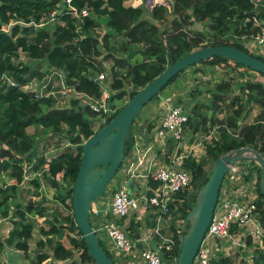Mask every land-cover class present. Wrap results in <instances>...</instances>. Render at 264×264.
Here are the masks:
<instances>
[{
	"label": "trees",
	"instance_id": "16d2710c",
	"mask_svg": "<svg viewBox=\"0 0 264 264\" xmlns=\"http://www.w3.org/2000/svg\"><path fill=\"white\" fill-rule=\"evenodd\" d=\"M61 1L0 0V75L10 73L18 82V86L5 87L0 93V174L8 176L9 181L0 186V216L8 218L13 215L16 218L11 233V239L16 240V243L10 239L3 240L0 233V253L5 250V245L27 251L29 240L36 228V219L32 216L37 214L41 217L50 213L51 217L45 220L48 228L39 229L43 239L37 242L40 252L32 264H52L44 263L49 259L56 262L66 261V264H96L89 254L73 211L74 183L82 162L83 145L96 132L91 124V117L104 116L109 123L137 92L159 76L169 64L196 49L228 45L254 55L237 39L243 36L250 38L251 34L258 32V28L253 26L252 18L256 14L264 15V0H172L169 4L163 1L155 5L152 2L153 5L148 6L149 10L141 4L143 1L136 4L137 0H74L73 4L77 7L87 5L98 13L97 17L84 19L82 32L76 31V17L71 14L63 17L64 22L58 25L53 34L36 33L32 27H20L19 24L13 25L8 32L4 31L17 19L26 22L32 19L39 20ZM147 13L149 17L146 16ZM168 14H171L170 20H167ZM104 21L108 31L101 35L96 28ZM196 21L208 22L209 30H194L192 26ZM115 35L126 38L125 43L118 47L114 40ZM144 44L146 47L143 50L141 45ZM19 49L34 58H41L50 67L65 69L70 85H74L79 91L97 96L100 95L99 84L91 79L89 74L98 75L105 69L102 60L112 59L113 87L119 91L111 97L110 104L116 112L112 115H101L76 99H72L68 107H56V99L50 97L34 100L20 86L26 82L24 74L30 73L33 77L39 72L29 64L15 63L14 59L18 56ZM137 55H140L141 59L137 57L132 60ZM93 56L101 59H94ZM254 56L264 61L263 57ZM126 61L130 62L127 74L123 76L120 68ZM199 64L233 69L236 67L242 76L246 74L243 68L255 72L226 56H214L193 66ZM184 71L175 76L167 86ZM44 74L41 73V76ZM259 74L264 76L262 73ZM120 75L129 79L130 90L125 88L124 78ZM233 82L232 78L222 80L211 90L206 112L198 105L201 103L192 108L193 114L189 124L194 133L202 128L208 132V126L212 128L220 125L218 138L207 144L206 156L210 162L230 150L244 146L253 147L264 154V81L250 79L237 84ZM167 86L153 99L161 96ZM234 86H238L241 92L231 97ZM253 109L260 112L254 121L250 122L249 113ZM209 111H212L211 115ZM219 114L225 115L220 118ZM136 117L126 136L125 159L134 146ZM195 118H198L196 124ZM29 127L42 128L45 133L53 132L59 135L66 133L71 145L63 153L49 158L43 152H39L37 132L30 133ZM102 127L103 125L100 126ZM154 128L155 124L149 123L148 131L153 132ZM250 165L251 173L257 170L258 174V216L264 229V195L260 189L262 170L255 162H251ZM183 166L191 171L195 187L198 186L200 179L210 173L204 163H199L192 157L186 159ZM122 168L123 164L118 172ZM28 169L49 180L50 186L57 190L54 195L55 202L69 209L68 214L59 211V208L49 212V208L44 205L47 195L42 191L43 183L38 175L39 178H34L30 182L34 186L30 200L25 205L18 203L17 209L11 214L12 199L16 197ZM63 180L72 185L60 191V183ZM148 185L157 188L160 182L150 179ZM153 194L152 191H148L149 196ZM179 196L185 199L184 202L180 203L178 209L171 204V210L174 216L179 213L183 220L195 204L196 195L194 191L191 194L180 193ZM144 214L145 217L142 218L145 220L144 223L136 220L137 215L133 213L121 219V224L126 226L125 230L129 237L138 238L141 228L148 230L155 225L153 213L147 210ZM175 222L173 219V223ZM75 232L77 234L72 235ZM64 237L68 238L70 246L62 241ZM252 237H248V244L252 243ZM262 241L264 243V236ZM101 245L105 248L102 241ZM46 247L52 252L49 253ZM105 250L117 263L114 255L106 248ZM253 259L254 264H264V251L255 249ZM231 260L230 255L224 256L216 259L214 264H233Z\"/></svg>",
	"mask_w": 264,
	"mask_h": 264
},
{
	"label": "built area",
	"instance_id": "2783aa9c",
	"mask_svg": "<svg viewBox=\"0 0 264 264\" xmlns=\"http://www.w3.org/2000/svg\"><path fill=\"white\" fill-rule=\"evenodd\" d=\"M73 1L62 0L39 20L32 19L26 22L23 19H17L9 24L4 31L8 32L13 25L19 24L20 27H32L36 33L53 34L58 25L64 22L63 17L71 14L76 17V31L82 32L84 19L96 16L98 13L93 7L87 5L79 8L73 4ZM153 4L155 3L153 2ZM252 21L253 26L258 28V32L251 34L250 38L255 39L262 46L264 45V15L256 14ZM99 27L96 29L101 35L108 31L107 27L102 26L101 30ZM93 58L101 59L96 56ZM14 61L17 64H29L32 68L40 65L38 75L32 77L30 73L24 74L23 77L26 82L20 86L34 100L49 97L56 99L59 93L72 94L82 105L90 107L91 110L101 115H112L116 112L109 101L115 94L114 92L118 90L113 87V80L110 82V75L107 70L100 71L98 75L89 74V77L99 84L100 95L97 96L79 91L74 85H70L67 82L65 69L50 67L41 58H34L23 52L22 49L18 50V56ZM41 73L45 74L41 76ZM50 73L56 75L55 78L58 79L57 90L55 89L56 85L54 86L55 78L49 75ZM10 86H18L13 75L10 73L1 74L0 93L5 87ZM166 101L170 102L168 109L165 111L160 124L149 134L150 142L134 141V157L129 160L130 162L127 163L126 167L127 180L132 179L134 181L136 178H141L146 183V193L136 196L126 187L115 189L110 194V206L112 215L116 219L108 221L103 226H99L98 223L93 224L99 238L101 234H106L113 241L115 250L124 253L140 250L144 264H178L180 225L183 220L173 223L174 215L171 204H174L178 209L177 204L183 203L185 200L179 194L188 193L194 189L192 173L183 166L186 158L193 157L191 151L195 148L189 147L187 144L192 135L191 132L187 133L188 131L193 132L189 124L191 113L183 104L172 101L171 97L167 98ZM101 118L103 124H106V118L104 116ZM199 133V131L194 133V136L201 140ZM170 142L174 143L175 152L169 163L164 161L161 164L160 158L166 156V149ZM159 148L160 150H158ZM242 163L231 165L224 178L213 219L195 257L194 264H214L218 241L222 243L224 239L233 237L238 244H241L242 234L247 233V237H255L264 231L258 216L257 170L251 173V165H242ZM246 176L249 178L247 179ZM150 179L159 181L160 185L157 188H151L148 185ZM138 188L139 186L136 187V189ZM148 191H152L154 194L149 196ZM103 197L105 196L101 198ZM95 202L91 214L92 216H99L101 210ZM140 209L150 210L153 213L155 225L141 232L138 238H131L120 225L121 219L133 211H140ZM106 214L108 215L107 212ZM151 241H156L158 249L151 247ZM46 263H51V261L48 260Z\"/></svg>",
	"mask_w": 264,
	"mask_h": 264
},
{
	"label": "water",
	"instance_id": "95a60500",
	"mask_svg": "<svg viewBox=\"0 0 264 264\" xmlns=\"http://www.w3.org/2000/svg\"><path fill=\"white\" fill-rule=\"evenodd\" d=\"M153 4L150 5V7ZM214 56H226L264 74V61L236 46L217 45L196 49L171 63L153 81L137 92L124 108L84 143L82 162L74 183L73 211L89 254L96 264H117L101 245L91 221L93 203L102 197L125 159V140L136 115L179 73ZM212 111L209 112L211 115ZM198 118H195V124ZM257 163L261 170L260 189L264 195V154L249 146L239 147L212 162L210 173L200 179L196 200L181 223L178 264H194L195 257L214 216L220 190L231 165L243 161ZM134 181L127 187L132 191ZM151 246L158 249L156 241Z\"/></svg>",
	"mask_w": 264,
	"mask_h": 264
},
{
	"label": "rangeland",
	"instance_id": "374dc122",
	"mask_svg": "<svg viewBox=\"0 0 264 264\" xmlns=\"http://www.w3.org/2000/svg\"><path fill=\"white\" fill-rule=\"evenodd\" d=\"M140 1L141 0H137L136 4H138ZM142 1L143 2L141 4H143V6H146L147 9H148V6L150 7L152 2L157 3V4L159 2H163V1L165 4L172 3L171 2L172 0H142ZM146 16L149 17V14L147 13ZM170 18H171V14H168L167 20L168 19L170 20ZM102 26L107 27L105 24V21L100 25L99 30L102 29L101 28ZM192 28L196 31H208L209 30L208 22H197L196 21L195 24L192 26ZM107 30H108V28H107ZM114 40L117 42V45L119 47V46H121L120 44L125 43L126 38H124L122 36L115 35ZM237 40L240 43H242L243 45H245V47H247L251 53L264 58V49H263L264 45L261 46L256 42L255 39L249 38L246 36L240 37ZM145 47H146L145 44L141 45V49L144 50ZM137 57H139L138 59H141V56L137 55L132 60L136 59ZM102 62H103L105 70H107L109 75H110L109 80L111 82L113 80V79H111L113 77L111 74V67H112L114 61L112 59H105V60H102ZM129 62L130 61H126V64L122 65L121 68L118 67V69L120 68V71L122 72L123 76H126V74H127ZM105 65H107V66H105ZM242 70L246 71L245 72L246 74L243 76L239 73V70H237L236 67L233 69V68H226L224 66H213V65H208V64H199L197 66H193V67L188 68L173 83H171L169 86H167V88H165V90L162 92L161 96L153 99L152 101H150L148 104L145 105V107L138 113V116L136 117V120H135L134 127H137L138 125H140V126L143 125L144 131H145V133H147L146 137L149 136V134L152 132V131L151 132L148 131L149 123H154L155 127L160 124V121H161L165 111L168 109V105L170 102L166 101V100L169 97L172 98V101H179V103L186 106L190 110L191 114H193L192 108H194V106L197 103H201L198 105L201 107V110H205V112H206V104L209 103V101H210V97L207 94L208 93L210 94V92L212 90V88L209 87V85L211 83H213V82L217 83V82H220L222 80L229 79V78H232L234 81L233 83H235V84L241 83L243 81H247L250 79L264 81L263 75H261L257 72L249 71L246 68H243ZM49 75L53 76L54 78L56 76V75H53V73H50ZM123 76H121V77H123ZM123 78H124L123 81L125 84V88L130 90L131 86L129 85V79L127 77H123ZM57 82H58V79L56 77L55 83H54V86L56 85L55 86L56 90L58 88ZM61 90H62V87H61ZM59 92H61V91L59 90ZM240 92L241 91H240L239 87L234 86V90L231 94V97H233L234 95H238V93H240ZM114 93H116V91ZM125 98L127 100L128 96H126ZM178 98L180 100H178ZM72 99H75L74 95H72V94L59 93L58 97L56 98L55 106L56 107H68L71 105ZM189 101L191 102V104H188ZM171 105H172V103H171ZM250 111L252 113H256V114H258L260 112V110H258V109H253ZM253 115L254 114H252V116H250L248 119H251V121H252ZM217 116H218V114H217ZM91 118L92 119L90 121H91V124H92L93 128L95 129V131L98 130L100 128V126L104 125L102 120H101L102 118H94V117H91ZM219 127H220V125H216L215 127H212V128H209V126H208V129H209L208 132H206L205 129L202 128L199 131L200 132L199 135L201 136V140H200V138L197 139L194 136V133L192 131H188V133H187V134H189V132L192 133L191 138L187 142L188 146L189 147H195L194 150L191 151L192 156H193L192 158L197 160L199 163H204L207 171H209V172H210V169L212 168V162H210V159L206 156L207 155V144L211 143L213 139L218 138V132L220 131ZM28 131L32 134L37 132L36 138H37L38 144H39V152L40 153L43 152L49 158H52L54 155H58L59 153H63L66 150V148L68 146L70 147V145H71L69 138L66 136V133L62 134V135L54 134L53 132L45 133L42 130V128L36 129L35 127H29ZM212 131H214V132H212ZM148 140H147V142H148ZM174 152H175V147L173 146V142H171L169 149L166 151V153H167V155L172 156ZM131 154H132L131 156L133 158L134 157L133 149H132ZM132 158L124 159L123 168L119 172L116 173L114 178L110 181L109 185L107 186V191L104 194V195H106V198H104V199L105 200L108 199V200L107 201L102 200L103 203H108V204L110 203V194L115 189L122 188V187L128 188L127 187L128 180H127V175H126V169H127L126 167H127V163H129L130 162L129 160H131ZM186 159H188V158H186ZM251 162H253V161H250V160H247L245 162L243 161L242 165H250ZM36 176H37V174L32 173L30 171V169H28L27 178L25 177L24 182L21 184V187L24 189L22 191V193L24 194L23 196L26 197V201L25 200L23 201L24 205L30 200V198H28L30 195L28 197L26 196V194L28 195L27 191H30L29 192L30 194L34 191V186L30 182ZM5 181H8V176H6L4 174H0V184L1 185L4 184ZM41 181L43 183V187H42L43 193L47 194L49 196V198L51 199L48 201L49 205H55L56 208H59V211L63 212L64 214H68L69 209H67L63 205H60V204L55 202L54 195L57 193V190L50 186L49 180L48 179L46 180L45 178H43V180H41ZM134 181H135V183H133V187H132L133 189L131 191L132 194H134L136 196H140V195L145 194L147 191L146 183L141 178H136V179H134ZM61 183H60V187H59L60 191H63L65 188L72 185V184H70V182L64 181V180ZM28 185H29V187L27 188ZM137 186H139L138 189H136ZM196 188L197 187L194 186V189L190 190L188 193L189 194L193 193V190H196ZM256 192L258 193V190H256ZM258 195H259V193H258ZM177 207H180V204H179V206L177 205ZM156 210H158V209H156ZM106 212L108 213V215L106 214ZM175 215L176 216H174V219L176 220V223H178V221L182 220L179 213H176ZM98 218H99V221L97 223L99 226H103L108 221L116 219L112 215L110 205L106 206V208H103L101 210ZM91 221L94 225H96V223H94L92 215H91ZM120 225L123 227V229H125V227H126L125 225H123V224H120ZM180 227H181V225H180ZM0 233H1V230H0ZM243 233H244V231H243ZM76 234L77 233L75 232L72 235H76ZM2 235H3V237H5L6 233L2 232L1 237H2ZM242 235H243L242 239L240 240L242 242L241 244H238L233 237H231L230 239L229 238L224 239L222 241V243H220V241L217 240L218 244H217V247L215 249V255H214L215 260L219 259L220 257L223 258L225 255H230V257L232 258L231 261L233 264H254L253 257L255 256V249L259 248L260 250L264 251V243L262 241L263 236H264V231L261 234H257V235H255V237H252L251 238L252 239L251 244H248V242H247V239L249 237V236L247 237V233L242 234ZM100 238H101V241H102L103 245L105 246V248L107 250H109L114 255V258L117 261V264H144L140 250H135L132 253L120 252V251H117L114 249L113 241L106 234H104V235L101 234ZM62 241L67 246H70L69 240L67 237H64L62 239ZM235 242H236V244H235ZM47 249L49 250V253L52 252V250H50L49 247ZM2 259H4V258H2ZM32 259H34V257ZM47 261L48 260H46L44 263H46ZM5 263L6 264H15V262H12L11 260H6ZM24 263L30 264L28 260H26ZM0 264H3V263L0 262Z\"/></svg>",
	"mask_w": 264,
	"mask_h": 264
},
{
	"label": "crops",
	"instance_id": "0c3cea01",
	"mask_svg": "<svg viewBox=\"0 0 264 264\" xmlns=\"http://www.w3.org/2000/svg\"><path fill=\"white\" fill-rule=\"evenodd\" d=\"M39 68H40V65H38L37 67H35L33 69L34 70H36V69L38 70ZM218 83L219 82H217V83L213 82V83H211L209 85V87L212 88V89H215ZM207 95L209 96L210 94L208 93ZM190 104H191V102H190ZM252 114H254V115H253L252 121L250 119V122H253L254 119H255V117L257 116L256 113L250 112L249 113V117L252 116ZM224 115L225 114H219V117L222 118ZM239 123H241V121H239ZM134 131H135V133H134V140H137L138 142H144V143L150 142V140H148L149 136L146 137L147 133H145L144 126L143 125H141V126L138 125L137 127H134ZM147 140H148V142H147ZM169 146H170V144L168 145L166 151L169 149ZM173 146H174V143H173ZM158 150H160V148ZM131 153L129 154V156L127 157V159L128 158L129 159L132 158V156H131L132 154ZM165 155L166 156H161V158H160L161 164L164 161L166 163H169L170 160H171V157L172 156H169L166 153H165ZM162 157H163V160H162ZM34 174H37V173H34ZM37 175L40 177L41 180H43L41 174L40 175L37 174ZM39 177L36 176L34 178H39ZM134 183H135V181H134ZM2 185L0 184V186H2ZM28 187H29V185L27 186V188ZM23 190L24 189L20 185L16 197L14 199H12V210H11V214L14 213L13 211H15L17 209L16 208V205L18 203H21L22 205H24V202L23 201L24 200L26 201V197L23 196L24 194L22 193ZM27 192H28V195L26 193L25 194L28 197L30 195V193H29L30 191H27ZM28 198H30V196ZM104 198H106V195H105V197L98 199L97 202H96V204L99 206L100 210H102L103 208H106V206L110 205V203L109 204L108 203H103V201L105 200ZM49 200H51V199L47 195V201L45 202L44 205H46L49 208V212H52L54 209H58V208H56L55 205H49V202H48ZM107 200L108 199H106L105 201H107ZM133 214H136L137 215V217L135 218L136 220H141L142 223L145 222L144 219L142 220V218L145 217V214H144V210L143 209H140V211H133ZM32 217H34L36 219L35 220L36 228L34 229L33 237L29 240V249L27 251H24V250H20V249L16 248L15 246H12V245H5V250L2 253H0V262H2L3 264H6L5 263L6 260H11L12 262H15V264L16 263L17 264L18 263L19 264H25L24 262L26 260H28L29 263L32 264L33 261H34V259H35V256L40 252L39 251L40 249L37 247V242L39 240L43 239V236L40 234L39 229H40V227H45L46 229L48 228V225L45 223V220H46V218H50L51 217V214L50 213H47L45 216H41V217L36 214L35 216H32ZM92 217H93L94 223L97 224V222L99 221L98 216L97 215H93ZM15 221H16V218H14L13 215H11L8 218L1 217L0 216V230H1V234H2V232H5L6 233V236L5 237H3V235H2V239L3 240L10 239V240L14 241V243H16V240L11 239V233L13 231V228H14V225H15ZM128 221H129V219L126 220V223H128ZM143 231H144V229L141 228L140 233L143 232ZM47 248L48 247H46V250H48ZM33 257H34V259H32ZM2 258H4V259H2ZM49 260H51V259H49ZM51 263L52 264H66V261L56 262L54 260H51Z\"/></svg>",
	"mask_w": 264,
	"mask_h": 264
}]
</instances>
